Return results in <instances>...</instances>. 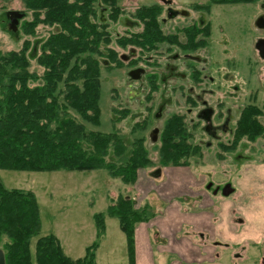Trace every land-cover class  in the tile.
Segmentation results:
<instances>
[{
  "label": "trees",
  "instance_id": "obj_1",
  "mask_svg": "<svg viewBox=\"0 0 264 264\" xmlns=\"http://www.w3.org/2000/svg\"><path fill=\"white\" fill-rule=\"evenodd\" d=\"M257 1L209 0V5L193 8L207 10L210 5H248ZM20 2L32 17L22 24L23 34L34 35L38 26L55 31L48 33L33 51L35 72L30 67L28 41L16 51L0 48V171H102L110 179L134 186L139 171L153 166L146 139L141 135L149 129L150 118L156 119L158 108L156 105L154 108L152 101L160 80L154 73L146 77L145 112L130 127L132 138L126 142L116 124L130 116L128 107L120 104L112 107L115 119L109 132L95 130L101 123L100 63L106 70L146 64L156 68L158 56L163 55L162 48L168 54L173 50L193 53L206 48L210 26H189L174 34L165 33L160 5L140 6L127 12L118 6L117 0ZM101 11H106L105 20L100 19L104 14ZM121 16L133 19L136 30L113 37L111 25ZM113 44L118 50L134 51L135 57L129 54L125 61ZM201 74L199 70L191 71L193 84L202 81ZM185 103L197 106L188 96ZM262 117L263 111L257 105L243 106L234 123L231 142L219 144L218 149L232 152L242 141H264ZM196 125L184 113L174 112L163 120L156 135L160 168L187 167L191 159L201 160L202 147L194 142L191 131ZM221 157L216 156L218 160ZM155 216L148 202L137 207L134 199L117 196L105 213L93 216L96 240L85 248L81 258L73 260L65 255L54 235L40 236L39 207L33 193L7 189L0 182V250L5 264H95L96 250L105 235V217L117 221L126 239L128 264H134L135 228ZM32 240L35 242L31 253Z\"/></svg>",
  "mask_w": 264,
  "mask_h": 264
},
{
  "label": "rangeland",
  "instance_id": "obj_2",
  "mask_svg": "<svg viewBox=\"0 0 264 264\" xmlns=\"http://www.w3.org/2000/svg\"><path fill=\"white\" fill-rule=\"evenodd\" d=\"M161 1L163 0H117V4L124 11L133 12L140 6L161 5ZM164 1L170 3L165 6L161 17V26L165 33H177L179 29L192 23L197 26L210 24L208 46L200 52L204 56L202 58H205L204 62L195 59H175L171 54L177 51L173 50L167 57L158 56L157 69L148 64L144 65L145 76L129 72V68L126 67L106 70L103 63H100L101 123L95 130L109 132L112 120L115 119L111 112L112 107L117 104L128 107L131 111L130 116L116 124L117 128L122 129L126 142L132 138L129 134L130 127L145 112L143 101L147 92L143 86V82H146L145 77L154 73L160 80L161 88L159 87L153 94L152 103L154 108L162 107L163 118L157 120L150 118L149 129L141 135L146 139L145 145L153 166L139 171L135 185L125 186L118 180L110 179L102 171L91 173L0 171V182L5 188L33 193L39 207L40 236L54 235L65 255L73 260L81 258L85 248L96 240L93 216L105 213L110 201L117 196L134 199L137 207L148 202L156 216L147 226L181 228L179 237L189 238L187 244L190 248L193 244L199 250L211 245L218 237L207 230L201 239L199 232L204 231L205 225H209V229H214L222 223H217L218 220L214 219L219 206L236 201L240 186L246 187L252 183L251 176L255 171L253 167L264 166V141L261 139L252 143L242 141L232 152H222L218 149L219 144L231 142L234 123L243 106L252 103L260 107L263 111L260 121L264 124V59L255 48L258 41L264 40V0L248 5H210L207 10L196 11L193 9L194 5L207 6L209 0ZM23 11L20 0L0 2V48L16 51L21 48L24 41H28L30 67L31 71L35 72L33 51L39 42L55 29L38 26L34 35L23 34L22 24L32 20L30 13ZM102 12L104 14H101L100 19L105 20L106 11ZM133 22V19L128 17H119L110 28L113 37L127 31H135ZM112 46L117 49L114 44ZM161 50L164 51L163 48ZM117 51L124 57L129 55L128 49ZM182 61L200 70L205 67L200 77L206 88L200 89L201 86L196 87L192 83L188 74L190 68L185 67L178 71V63ZM37 73H40L39 70ZM137 76L141 78L140 81L136 80ZM204 76L207 79H204ZM192 85L199 96L198 102L203 103L202 105L199 102V106L194 109L184 101V94L192 92L190 89ZM195 96L196 93L194 98ZM188 109L196 110L198 114L204 110L210 112L212 110L210 125L216 137L207 130L203 132L205 124L202 122L203 126L202 123H196L193 114H187L188 120L197 124L191 131L195 137L194 142L202 147L201 160L198 157L193 158L187 167L160 168L156 149V129L161 128L163 119L171 113L186 114ZM153 128L155 130L152 131ZM217 154L222 156L220 160L216 158ZM176 169H179L177 172H182L176 174L178 183L174 188L170 180ZM157 170H162L160 178L155 172ZM172 188L174 190H171ZM225 188L233 192L223 195ZM175 189L183 190V194L178 191L175 193ZM178 196L182 198L179 199ZM204 213L211 215L208 223L205 221L202 224L201 220L200 223L192 224L191 219L194 216L200 217ZM105 227V235L96 250L95 264H128L126 239L119 230L117 221L105 217ZM187 230L190 231V235L187 234ZM34 242L35 240L31 242V253ZM194 249L195 247L191 249L194 254L201 253ZM236 254H239V257H236ZM215 264H264V243H243L241 246H234L226 254L223 253Z\"/></svg>",
  "mask_w": 264,
  "mask_h": 264
},
{
  "label": "crops",
  "instance_id": "obj_3",
  "mask_svg": "<svg viewBox=\"0 0 264 264\" xmlns=\"http://www.w3.org/2000/svg\"><path fill=\"white\" fill-rule=\"evenodd\" d=\"M253 168L255 171L251 176L252 183H249L247 188L240 186L236 201L223 203L219 206L215 216L213 215L215 221L218 220L217 223H222L218 224L216 229H209V225H205L204 231L199 232L201 239L204 237L205 231L212 232V235L218 237L216 241L202 247L200 251L194 244L191 248L188 246L189 238L179 237L181 228L147 226L150 223L140 224L134 231V264H215L223 253L226 254L234 246H241L243 243H264V166L255 165ZM178 170L176 169L173 172L175 175L171 176L173 178L170 182L173 187L178 183L176 174L182 172H177ZM161 171H155L159 178ZM246 174L248 176L249 172ZM185 182L188 181L185 180ZM225 189L229 191V194L233 192L229 188ZM175 190L176 193L178 189ZM182 191L178 192L183 194ZM178 198L181 199L182 196H178ZM209 215V213H204L200 217L194 216L191 219L192 224L200 223L201 220L202 224L205 221L208 223L209 217H211ZM189 232L187 230L188 235H190ZM194 247V250L197 249L201 253L194 254L192 251ZM238 255L235 256L239 257Z\"/></svg>",
  "mask_w": 264,
  "mask_h": 264
},
{
  "label": "flooded vegetation",
  "instance_id": "obj_4",
  "mask_svg": "<svg viewBox=\"0 0 264 264\" xmlns=\"http://www.w3.org/2000/svg\"><path fill=\"white\" fill-rule=\"evenodd\" d=\"M161 3V7H162V14H164V8H165V6H167V5H170V3H167V2H165L164 0L163 1H161L160 2ZM163 5V6H162ZM195 6V5H194ZM193 6V7H194ZM194 9V8H193ZM195 11L197 10V9H194ZM166 15H167V13H165ZM163 16V15H162ZM161 16V17H162ZM161 22H162V19H161ZM210 26V24H205V25H202V26H197V25H195V24H191V25H189V26H196V27H204V26ZM189 26H187V27H189ZM187 27H185V28H187ZM183 29V28H182ZM180 30V29H179ZM178 30V31H179ZM210 30H211V28H210ZM177 31V32H178ZM209 38H210V36H209ZM208 38V39H209ZM182 42H184L183 41V39L180 37L179 38ZM208 41V40H207ZM164 49V51L163 50H161V52L163 53V56L165 55L166 57L167 56H169V54L167 53V51H165V48H163ZM205 49V48H204ZM204 49H202V50H198V51H195V52H193V53H183V52H180L179 50H177V53H174V54H171V56L173 57V58H175V59H177L178 58V60H182L183 58H185V59H192V60H196V61H198V62H204V60H205V58L203 59L202 57H204V56H202V54L200 53L201 51L203 52V50ZM130 50V49H129ZM128 50V51H129ZM133 53H135L134 51H129V54L132 56V57H135L134 55H133ZM136 54V53H135ZM129 56H127V57H124V55H123V58H124V60L126 61L127 60V58H128ZM180 58V59H179ZM165 61V60H164ZM143 67H146V66H144V65H141V66H136V67H133L132 69H129V72H135L136 74L137 73H140L142 76H145L146 75V71H145V68H143ZM178 71H180V69H182V68H184L185 69V67H187V68H190L189 70H188V74L190 75V73H191V71H194V70H199L200 72H202V71H204L205 70V67H202V69L200 70L199 68H195L194 66L192 67L191 65H189V64H187V63H185L184 61H182V62H180V63H178ZM182 71V70H181ZM151 74V73H150ZM149 75V74H148ZM147 75V76H148ZM140 76V75H139ZM139 76H137V78H136V80H141V78L139 77ZM146 76V77H147ZM145 77V78H146ZM185 78V77H184ZM204 79H207L205 76H204ZM203 79V80H204ZM203 83V81H201L200 83H198V84H194V85H196V87H200L201 86V88L200 89H204V87L206 88V84H202ZM143 86H144V88H146V91H147V89H148V86H147V80H146V82H143ZM160 88H161V85H160ZM179 88V87H178ZM190 89H191V93H187V94H184L185 96H184V98L186 99V97L188 96V97H191V98H193L194 99V101L197 103V106L196 107H198L199 105V102H198V94H197V92L194 90L195 89V86H193L192 85V87H190ZM206 92H208V90H206ZM194 93H196V96H195V98H194ZM185 99H184V101H185ZM200 103H202V102H200ZM186 104V103H185ZM187 105V104H186ZM201 105V104H200ZM202 105H203V103H202ZM195 107V108H196ZM194 109V108H193ZM195 111V112H194ZM199 111V110H198ZM190 114V115H192L193 114V117H195L196 118V122H198V123H204L205 124V127L203 128V132L205 131V130H207L208 131V133L210 134V133H213V130H212V127H211V125H210V119L212 118V116H213V111L211 110V112L210 111H208V110H204V111H202V112H199V114L198 113H196V110H191V109H188V113H186L185 115L188 117V115ZM204 116V117H201V116ZM158 116H159V118H158ZM155 117H156V120L157 119H161V118H163L162 117V107L160 106V107H158V109H157V111H156V114H155ZM164 120V119H163ZM191 120H193L192 118H191ZM202 123V124H203ZM204 124H203V126H204ZM152 131L153 130H155V128H153V129H151ZM157 131H159V129H156V134H157ZM213 136H215V134L213 133ZM216 137V136H215Z\"/></svg>",
  "mask_w": 264,
  "mask_h": 264
},
{
  "label": "water",
  "instance_id": "obj_5",
  "mask_svg": "<svg viewBox=\"0 0 264 264\" xmlns=\"http://www.w3.org/2000/svg\"><path fill=\"white\" fill-rule=\"evenodd\" d=\"M256 50L259 53V56L264 59V40H260L256 43L255 45ZM229 191L224 190L223 195H228ZM0 264H5V260H4V254L3 252L0 250Z\"/></svg>",
  "mask_w": 264,
  "mask_h": 264
}]
</instances>
